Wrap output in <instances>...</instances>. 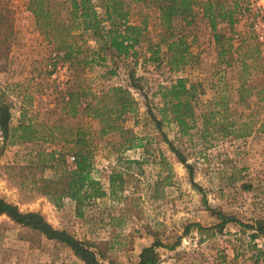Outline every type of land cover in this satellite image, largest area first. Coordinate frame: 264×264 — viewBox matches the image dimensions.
<instances>
[{"label": "rangeland", "instance_id": "obj_1", "mask_svg": "<svg viewBox=\"0 0 264 264\" xmlns=\"http://www.w3.org/2000/svg\"><path fill=\"white\" fill-rule=\"evenodd\" d=\"M27 1L0 3V101L8 106L11 129L5 142L0 136V196L19 210L37 211L53 227L89 242L101 255L99 261L103 264H135L140 249L154 239L161 243L155 249L157 264H264V235L251 241V231L235 223H227L218 231L213 227L218 220L210 212L218 210L247 224L264 217V131L257 129L264 118L255 95L264 84V66L251 29V0H219L224 6L237 5L231 31L225 22L217 20L215 25L225 36L233 33L230 51L221 62L216 58L212 32L199 8L189 28H184L180 19L174 20L172 30L179 33L185 29L192 56L176 72L168 69L164 58L156 66L145 61L142 53L135 66L130 57L107 55L105 65L91 64L70 71L68 63L58 57L60 53L35 28L26 9ZM128 4L129 20H144L145 30L136 49L145 52L147 42H157L162 29L155 3L144 0ZM241 59L246 66L243 73ZM109 66L115 67L114 74H105ZM132 68L154 110L159 102L155 93L158 86L168 84L175 75L198 86L194 127L183 135L172 124L164 123L162 127L190 164L191 180L197 187L152 128L140 93L129 88L137 101V112L126 114L122 125L135 136L134 147H125L128 134L122 132L92 135V175L106 194L87 203L79 217L72 200L63 198L54 205L39 191L38 179L51 177L53 171L48 167L40 171L36 152L61 149L58 142L41 139L44 131L38 125H48L59 117L58 94L67 82L76 81L95 93L111 85L125 87L126 71ZM240 83L245 89H239ZM221 102L226 105V117L216 114V123H247L251 128L246 136L201 135L200 112L220 106ZM61 118L57 124L88 132L92 128L81 112ZM20 121L36 128L38 139L20 141V131L12 130ZM139 142L143 145L138 146ZM71 155V151L65 152L68 165ZM110 176H114V186H118L113 194L109 191ZM188 223H198L201 229L192 226L183 234ZM258 253L262 256L255 259ZM0 264L83 263L63 245L1 215Z\"/></svg>", "mask_w": 264, "mask_h": 264}, {"label": "trees", "instance_id": "obj_2", "mask_svg": "<svg viewBox=\"0 0 264 264\" xmlns=\"http://www.w3.org/2000/svg\"><path fill=\"white\" fill-rule=\"evenodd\" d=\"M139 2L144 0H127ZM157 10V19L161 26L157 42H147L145 52L138 51L136 46L140 43L145 23L142 18L137 22H131L129 4L126 0H28L27 11L32 15L35 28L52 48L59 52L60 59L68 63V69L78 71L91 64L105 65L107 55L132 59V65H136L139 55L145 61L159 66L165 60L168 69L178 71L192 58L189 45L186 42L187 32H173L172 24L180 19L184 28H189L200 9V16L206 20L214 42L216 58L223 61L230 51L232 34L225 36L216 30V22H225L231 31L235 22L236 3L233 6H224L219 0H152ZM1 3V0H0ZM199 3V4H198ZM93 42V46L89 45ZM242 42V41H241ZM240 42V43H241ZM163 45V46H162ZM248 45V44H247ZM56 52V53H57ZM244 53V52H243ZM140 56V57H141ZM244 60H240L241 72H245ZM115 67L109 66L105 74H114ZM76 75H74L75 78ZM127 85H111L101 92H91L90 88L78 85L76 81L67 82L63 90L59 91L60 102L59 117L50 124H39V129L44 132L40 136L45 142H58L60 149L38 150L36 152V165L42 171L50 168L53 174L49 178H39L40 193L48 196L54 205H59L63 198L74 202V210L77 216H82L83 207L97 198L105 196V189L92 175V135L103 136L110 132H122L128 138L125 139V147L131 148L135 144V136L129 129L124 128L122 122L126 114L137 112V101L130 92L131 88L140 93L144 114L152 128L161 138L168 150L175 156L178 162L186 168L190 182L191 166L188 164L182 152L172 144L166 136L163 124H172L180 135L194 127L195 103L198 96V86L180 75L165 85H159L157 92L158 106L154 108L149 104L147 94L142 91L139 78L135 76L134 69L126 71ZM76 84V87H75ZM239 89H245L243 83ZM247 91V89L245 90ZM88 95L89 98H86ZM256 97L261 103L264 118V84L256 91ZM226 105L212 106L199 114L200 133L202 136H212L217 133L221 136L243 137L248 134L250 125L247 123L236 124L234 122L216 123V114L225 119ZM78 112L88 119L91 130L76 127L75 129L65 124H57L63 117H73ZM9 109L7 104L0 101V136L6 141L10 136ZM257 129L264 131V121H261ZM20 131L17 135L20 141L38 139V133L30 123L20 121L16 128ZM59 134V135H57ZM59 136V137H58ZM141 146V142L137 144ZM64 149V150H63ZM60 151V152H59ZM72 152V160L68 165L65 152ZM119 177V176H115ZM110 194L115 192L116 183L114 176L108 178ZM217 222L213 224L220 231L225 224L235 223L245 229H249V239L252 241L259 235H264V217L254 220L251 224L243 223L233 216L225 215L218 210L210 209ZM4 215L8 220L22 227L63 245L83 264H103L101 255L93 250L92 245L80 240L65 229L53 227L37 211H21L18 207L6 201L0 196V216ZM201 229L198 223H188L182 233L185 234L191 227ZM172 244L170 247H174ZM161 243L154 239L148 246L142 247L137 254L135 264H157L158 254L155 249ZM256 254L255 259H258Z\"/></svg>", "mask_w": 264, "mask_h": 264}, {"label": "built area", "instance_id": "obj_3", "mask_svg": "<svg viewBox=\"0 0 264 264\" xmlns=\"http://www.w3.org/2000/svg\"><path fill=\"white\" fill-rule=\"evenodd\" d=\"M248 9L253 12L251 29L258 44L260 59L264 66V0H251L248 4ZM70 159L72 160L71 156Z\"/></svg>", "mask_w": 264, "mask_h": 264}]
</instances>
